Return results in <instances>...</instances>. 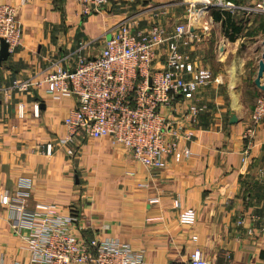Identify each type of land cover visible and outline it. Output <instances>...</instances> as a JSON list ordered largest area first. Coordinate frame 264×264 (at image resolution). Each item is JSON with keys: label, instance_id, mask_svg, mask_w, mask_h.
I'll use <instances>...</instances> for the list:
<instances>
[{"label": "crops", "instance_id": "crops-1", "mask_svg": "<svg viewBox=\"0 0 264 264\" xmlns=\"http://www.w3.org/2000/svg\"><path fill=\"white\" fill-rule=\"evenodd\" d=\"M189 1L196 7L205 4L204 0H107L99 11L80 16L73 0L23 4L0 0L17 7L22 29L19 44L0 60V195L7 191L29 209L39 202L69 208L77 216L81 236L114 237L142 251L154 264L180 262L196 250L208 264H264V119L248 160L241 161L243 130L257 97L264 93L254 83L264 15L244 16L210 5L192 25L198 39L180 51L194 66L210 69L213 78L192 99L177 98L174 107L177 116L189 103L206 108L193 122L183 124L192 132L185 142L191 154L171 153L158 169L144 167L109 137L81 139L74 156L66 155L58 138L75 98L55 100L45 88L27 92L12 88L14 80L37 77L63 56H69L66 63L61 61L63 66L71 67L78 55H97L110 28L125 17H137L139 28L157 21L171 32L185 21ZM216 11L229 13L239 31L232 34L224 24V12L216 19ZM81 43L88 45L80 49ZM251 50L254 57L246 55ZM260 84L264 86V72ZM18 104L23 106L22 117ZM47 143L50 156L45 154ZM182 211L194 213L192 225L178 222ZM14 213L0 202V251L5 264L24 257L12 233Z\"/></svg>", "mask_w": 264, "mask_h": 264}, {"label": "built area", "instance_id": "built-area-1", "mask_svg": "<svg viewBox=\"0 0 264 264\" xmlns=\"http://www.w3.org/2000/svg\"><path fill=\"white\" fill-rule=\"evenodd\" d=\"M204 1L202 7L189 1L185 21L177 23L171 32L157 21L139 28L137 17H125L110 28L97 55L88 58L78 55L71 67L63 66L61 61L69 60L68 55L63 56L37 77L14 80L12 88L19 92L45 88L55 100L68 95L75 98L76 104L65 117L64 131L58 138L59 147L68 156H74L79 140L102 137L125 147L149 169L162 167L165 157L176 151L189 156L191 151L185 142L192 132L183 124L193 122L206 106L189 103L177 116L174 103L178 99H192L196 90L207 86L213 77L210 69L194 66L180 47L198 39L192 25L210 5L244 16L264 15V0H248L245 4ZM24 2L20 0L21 4ZM73 2L79 15L86 16L99 11L107 0ZM21 33L17 7L0 2V39L5 41L8 51L19 44ZM87 45L81 43L79 47L84 49ZM34 111L38 113L36 105ZM17 113L23 116L21 104ZM263 119L264 93L257 97L242 133L243 163L249 158L256 129ZM45 154L51 155L50 143L46 144ZM0 202L15 211L12 233L24 254L23 259L10 260L9 264H154L142 251L133 250L114 237L97 233L89 238L81 236L77 232V216L69 208L39 202L29 209L22 201L12 199L7 191L0 195ZM177 219L180 224L190 226L195 215L182 211ZM3 255L0 251V264H5ZM167 264H208V261L196 250L185 260Z\"/></svg>", "mask_w": 264, "mask_h": 264}, {"label": "water", "instance_id": "water-1", "mask_svg": "<svg viewBox=\"0 0 264 264\" xmlns=\"http://www.w3.org/2000/svg\"><path fill=\"white\" fill-rule=\"evenodd\" d=\"M262 45H263L262 53L260 59L258 60L257 75L254 79V83L257 86H259L261 89H264V86L260 84V78L264 72V39L262 41ZM7 55H8L7 44L3 39H0V60L5 59ZM234 119L235 117L232 116L231 120L234 121Z\"/></svg>", "mask_w": 264, "mask_h": 264}, {"label": "trees", "instance_id": "trees-1", "mask_svg": "<svg viewBox=\"0 0 264 264\" xmlns=\"http://www.w3.org/2000/svg\"><path fill=\"white\" fill-rule=\"evenodd\" d=\"M223 12L224 11H222L221 13H223ZM221 13L219 11L214 12V18L217 19L219 17V15H221ZM223 15H225L224 16V19H225L224 24L227 25V27H229L231 29L232 34L237 33L240 28L237 26L234 19H232L230 14L227 12H224ZM229 38H230V40H233L234 36L230 35ZM84 237H86V236H84ZM86 238H89V237H86Z\"/></svg>", "mask_w": 264, "mask_h": 264}, {"label": "rangeland", "instance_id": "rangeland-1", "mask_svg": "<svg viewBox=\"0 0 264 264\" xmlns=\"http://www.w3.org/2000/svg\"><path fill=\"white\" fill-rule=\"evenodd\" d=\"M244 49H242V51H243ZM246 50V49H245ZM247 51H248V49H247ZM249 53V54H248ZM246 55H249V57H254L253 55H254V53L252 52V50H251V52L249 51V52H247L246 53Z\"/></svg>", "mask_w": 264, "mask_h": 264}]
</instances>
